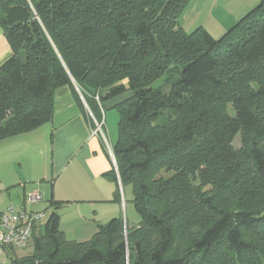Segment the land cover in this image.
Returning a JSON list of instances; mask_svg holds the SVG:
<instances>
[{
    "label": "trees",
    "instance_id": "16d2710c",
    "mask_svg": "<svg viewBox=\"0 0 264 264\" xmlns=\"http://www.w3.org/2000/svg\"><path fill=\"white\" fill-rule=\"evenodd\" d=\"M190 1L0 0V140L51 122L73 81L96 116L127 94L114 153L140 218L77 242L53 211L10 264H264V0L220 38L182 27Z\"/></svg>",
    "mask_w": 264,
    "mask_h": 264
},
{
    "label": "crops",
    "instance_id": "0c3cea01",
    "mask_svg": "<svg viewBox=\"0 0 264 264\" xmlns=\"http://www.w3.org/2000/svg\"><path fill=\"white\" fill-rule=\"evenodd\" d=\"M259 3L260 0H191L180 24L187 32L203 27L220 38ZM12 56V48L0 27V67ZM121 97L104 102L105 129L113 146L118 138L114 139L115 119L109 112ZM91 113L80 86L73 81L72 85L56 90L51 122L0 140V155L5 153L2 160L9 162L13 157L0 168V199L4 200L0 213L13 205L17 209L44 211L47 219L56 211L66 238L77 242L91 240L100 225L114 218H123L131 225L140 222L136 218L130 222L125 215L126 186L107 175L112 170L118 174L117 163L103 139L93 135ZM35 191L42 193L43 200L32 205L27 196ZM70 224L75 227H68ZM32 246L17 250L16 254L30 253ZM8 260L7 252L1 251L0 264H7Z\"/></svg>",
    "mask_w": 264,
    "mask_h": 264
},
{
    "label": "built area",
    "instance_id": "2783aa9c",
    "mask_svg": "<svg viewBox=\"0 0 264 264\" xmlns=\"http://www.w3.org/2000/svg\"><path fill=\"white\" fill-rule=\"evenodd\" d=\"M97 100L99 97L97 96ZM91 113V110H90ZM93 121V135L100 136L114 161L116 160L114 146L111 143L105 129V113L102 112L101 119H96L91 113ZM118 171V167H117ZM118 178L119 172H118ZM121 181V180H120ZM43 200L40 191H35L27 196V202L36 205ZM46 219V212L37 210L17 209L11 205L7 210L0 213V252L5 248L23 249L39 231L42 222Z\"/></svg>",
    "mask_w": 264,
    "mask_h": 264
},
{
    "label": "rangeland",
    "instance_id": "374dc122",
    "mask_svg": "<svg viewBox=\"0 0 264 264\" xmlns=\"http://www.w3.org/2000/svg\"><path fill=\"white\" fill-rule=\"evenodd\" d=\"M106 92H107V89L105 88V89H103L102 90V93L103 94H106ZM125 96H127V94H125L123 97H121L122 99H124V97ZM227 110L231 113V114H233V108H232V106L229 104L228 105V107H227ZM115 112V113H114ZM109 113H111V116H113V118L115 119H113L114 120V124H113V128L115 127V129H116V136L114 135V139H117L118 138V134H119V113H118V111H117V109H115V108H112V109H110V112ZM116 114H117V116H116ZM116 117H118L117 118V120H116ZM108 120H110V116L108 117ZM234 145L238 148V147H240V145H241V142H240V137L238 136V137H236V139H235V141H234ZM4 155H5V153L3 152L1 155H0V168H2L4 165H5V163H9L10 162V160L9 159H11V158H13V157H10L9 159H8V161L9 162H4L2 159L4 158ZM6 166V165H5ZM1 170H0V179H1ZM120 183H121V181H120ZM122 185V184H121ZM125 192H126V197H127V203H126V207H125V215H126V217H128V219H129V221L131 222V221H134V219L136 218V219H138V220H140L139 219V216L137 215V213H136V211H135V206H134V202H133V199H134V192H133V188H132V186H126L125 187ZM3 204H4V200L3 199H0V210L1 209H3ZM125 225H126V230H127V222L125 223ZM68 227H71L72 229L75 227V225H73V224H70V226H68ZM127 232V231H126ZM33 241V240H32ZM31 245H33V242H30L29 244H28V247H27V249L28 248H30L31 247ZM32 248H33V246H32ZM32 248H31V250H32ZM26 254H28V253H26ZM9 262L7 263V264H10V260H8Z\"/></svg>",
    "mask_w": 264,
    "mask_h": 264
},
{
    "label": "water",
    "instance_id": "95a60500",
    "mask_svg": "<svg viewBox=\"0 0 264 264\" xmlns=\"http://www.w3.org/2000/svg\"><path fill=\"white\" fill-rule=\"evenodd\" d=\"M152 212V210H150Z\"/></svg>",
    "mask_w": 264,
    "mask_h": 264
}]
</instances>
